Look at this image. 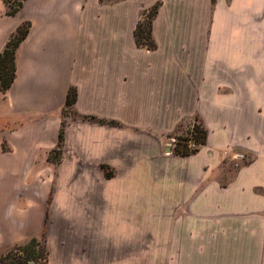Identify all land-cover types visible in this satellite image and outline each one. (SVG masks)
I'll return each mask as SVG.
<instances>
[{
  "label": "crops",
  "instance_id": "obj_1",
  "mask_svg": "<svg viewBox=\"0 0 264 264\" xmlns=\"http://www.w3.org/2000/svg\"><path fill=\"white\" fill-rule=\"evenodd\" d=\"M155 3L148 49L134 30ZM24 23L0 92V254L45 232L47 264H264V0H0V52ZM196 118L205 145L166 154Z\"/></svg>",
  "mask_w": 264,
  "mask_h": 264
},
{
  "label": "trees",
  "instance_id": "obj_2",
  "mask_svg": "<svg viewBox=\"0 0 264 264\" xmlns=\"http://www.w3.org/2000/svg\"><path fill=\"white\" fill-rule=\"evenodd\" d=\"M22 4V0L17 4L16 7L10 8L8 10L9 14L15 13ZM158 3H155L150 8L142 12L140 20L134 30L135 42L138 46H143L148 49L155 48V42L152 38V21L158 10ZM28 32V24L24 23L20 25L16 32H14L11 37L6 42L3 50L0 52V92L5 93L7 89L11 86L15 74H16V64H15V51L19 43L25 38ZM76 100V89L70 87L66 94L65 103L63 109H68L73 111V105ZM74 112V111H73ZM75 114V112H74ZM75 117V116H74ZM90 119H95L91 117ZM99 122H104L98 119ZM66 126V121H61V126L58 132V140L56 148L53 149L49 155L48 160L51 162H57L60 159L62 153V147L64 142V130ZM207 130L201 124L200 121L195 120L193 123V141L197 144V147L189 148L187 146L186 137H182L181 141H178L173 149V153L180 156H188L195 154L199 148L206 143ZM54 154V156H52ZM101 169L105 177L110 178L113 176V171L105 165H101ZM39 246L40 250L37 252L35 247ZM48 263V250L45 242L44 232L39 237H32L28 242L22 245H16L9 249L5 255L0 257V264H47Z\"/></svg>",
  "mask_w": 264,
  "mask_h": 264
},
{
  "label": "rangeland",
  "instance_id": "obj_3",
  "mask_svg": "<svg viewBox=\"0 0 264 264\" xmlns=\"http://www.w3.org/2000/svg\"><path fill=\"white\" fill-rule=\"evenodd\" d=\"M5 4L7 6V9L9 10L10 8H14L17 6V4L21 1V0H4ZM62 116H63V120H68L71 117H74L75 114L73 111H69L68 109H63L62 110ZM195 123V121H192L191 124ZM191 124H188L187 126L185 124L181 125L180 127L176 128L175 130H173L171 133L167 134V136H165L164 141L165 143L168 144L169 140L174 138L176 140V143L178 141H181L182 137H185L186 134L189 132V129L191 127ZM173 151V150H172ZM234 151H238V150H234ZM240 152V151H239ZM243 152V158H237V159H232V160H225V162L223 163L224 168H223V172H222V176H221V181H227L230 178L233 177V175L235 174L236 170L241 167L243 164H245L246 162H248L251 158L252 155L249 153H245ZM52 156H54V154H52ZM49 202H50V197L47 199V210L49 207ZM147 226H149V223L147 222ZM148 228V227H147ZM45 235V232H44ZM147 238H143V246H142V260L144 262H148L150 260V256H149V247H148V243H146L148 240ZM145 242V243H144ZM13 248V247H12ZM35 250L37 252H39L40 247L36 246ZM8 251V250H7ZM6 251V252H7ZM6 252L1 253L0 257L5 255Z\"/></svg>",
  "mask_w": 264,
  "mask_h": 264
},
{
  "label": "built area",
  "instance_id": "obj_4",
  "mask_svg": "<svg viewBox=\"0 0 264 264\" xmlns=\"http://www.w3.org/2000/svg\"><path fill=\"white\" fill-rule=\"evenodd\" d=\"M192 133H193V124H191L189 132L185 136L187 138L186 143H187V146L189 148L197 147V144L193 141ZM176 144L177 143H176V140L174 138L170 139L168 144H167L166 154H171V152L174 149V147L176 146ZM236 158H243V155L236 154Z\"/></svg>",
  "mask_w": 264,
  "mask_h": 264
}]
</instances>
